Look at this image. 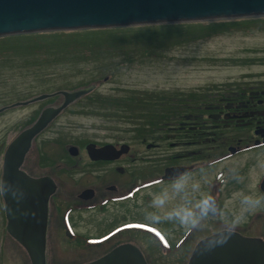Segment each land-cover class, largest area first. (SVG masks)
<instances>
[{
	"label": "rangeland",
	"instance_id": "374dc122",
	"mask_svg": "<svg viewBox=\"0 0 264 264\" xmlns=\"http://www.w3.org/2000/svg\"><path fill=\"white\" fill-rule=\"evenodd\" d=\"M154 27L156 26L140 28L147 30ZM125 29H130L126 32L131 33L123 34ZM136 29L138 28L131 27L117 29L114 32L110 31L111 29L106 31L117 37L128 38L129 34L136 33L139 34L137 39H142L145 36L144 32ZM115 36L111 35L112 38ZM32 40L33 38L17 42L21 47H26L18 51V56L11 54L10 51L0 55V109L44 94L70 93L92 88L93 91L88 95L91 93L96 95L95 100H90L93 105L81 104L83 99L80 104L69 106L36 143H39L38 147L41 146V151L46 153L45 156L53 161L61 155L68 158L70 163L56 162L59 166L69 168L68 171L72 172L75 180L79 169L72 165L74 160L69 152L74 146L82 147L86 142L126 141L133 137L137 138L134 139V146L136 150H140H137L138 156H161V149L146 151L144 146H140V135L134 136V133L137 131L140 133L142 130L143 134L149 132L144 137L158 144L160 136L158 124L147 125L145 116L150 114L164 116V111L169 106H166L165 102L174 104L182 100L184 103L188 101L186 106H180L188 108L192 106L188 99L191 95L210 99L238 89H246L248 86H264L263 23L240 29L232 28L226 32L192 35L173 44L168 43L169 39H164L159 44L143 43L140 49L138 46H125L121 41L115 43L118 40L115 38L103 42L100 46L97 45L96 48L70 47L63 51L77 58L83 57L82 61L66 60L65 55L59 53H49L46 56L43 55V49L37 47L33 53H29L34 46L40 44ZM142 49L145 51L144 55L138 52ZM123 52H129L130 58H125ZM97 53L107 55L95 59L94 55ZM106 56L109 59H101ZM106 61L110 63L109 67L101 64ZM107 98H111L110 102L117 103L118 106L122 104L120 106L123 110L117 109L118 107L109 110L99 106L101 101H109ZM62 103L63 97L59 94L48 101L5 110L0 113V138L4 134L7 146L13 138L36 121L43 109L58 107ZM165 116H169L171 121L174 113L169 111ZM173 122L175 121L172 120L171 123L174 124ZM165 152L173 153L170 149H166ZM253 154L243 155L226 167L228 184L222 200L224 215L231 224L240 228L243 226L245 232L252 236H263L264 200L257 195L254 184L258 174L264 170V152ZM36 157V151L32 147L23 167L26 172H41L35 167ZM203 178L204 176L202 180ZM190 187L192 191L197 192L196 187L200 189V183L196 187L194 185ZM184 190L180 189V192L174 191L173 195H168L166 199L169 202L166 205L157 193L150 195L149 202L148 197L144 198L150 216L145 214L141 216L156 221L155 218L179 215V207L182 210L183 201L187 196ZM155 225L162 231L169 228L176 232L178 230L174 229H179V224L164 223L158 219ZM199 231V236L209 233L207 229L206 232ZM67 246L61 244L63 249ZM142 250L159 255V248L150 239L143 243ZM20 253L21 264H30L24 249ZM95 255L94 251L87 257L59 253L53 260L50 258L49 264H82ZM163 261H157V264ZM168 262L172 263L173 260Z\"/></svg>",
	"mask_w": 264,
	"mask_h": 264
},
{
	"label": "flooded vegetation",
	"instance_id": "af4514ba",
	"mask_svg": "<svg viewBox=\"0 0 264 264\" xmlns=\"http://www.w3.org/2000/svg\"><path fill=\"white\" fill-rule=\"evenodd\" d=\"M188 99L192 103L188 108L180 107L186 106L188 101L165 102L169 106L158 124V144L145 138L149 132L142 136L139 131L134 133V136L140 135V146L146 151L161 149V156H138L134 146L137 138L133 137L126 141L86 142L82 147L74 146L75 154H70L74 160L72 165L79 169L76 180L69 168L57 163L69 162L68 158L61 155L57 162L53 161L41 151L39 143L36 144L59 116L33 140L31 148L34 147L37 156L35 167L41 172L28 173L23 169L27 155L21 170L34 179L49 178L55 185L47 206L46 264L59 253L87 257L91 251L96 252L82 263L88 264L122 245L138 248L146 264L163 260L160 264H188L199 242L225 231L264 242V235L252 236L243 226L231 224L224 215L222 200L229 165L243 155L264 152V86H248L210 99L193 95ZM89 102L85 99L81 104ZM169 111L174 113L171 118L174 124L165 116ZM88 146L112 147L114 153L120 154L93 160L87 153ZM166 149L173 153H166ZM5 151L3 134L0 138V264H21L23 248L7 232L2 190ZM171 169L183 171L166 177V171ZM199 183L200 189L196 187ZM191 185L198 193L191 190ZM254 188L264 200V170L258 174ZM180 189H185L187 196L182 210L179 207V215L155 218L179 224V229H174L178 231L169 228L162 231L155 225L156 221L141 216H150L144 198L148 197L149 202L150 195L157 193L166 205L169 202L166 197ZM205 229L209 233L199 236L198 231L206 232ZM149 239L159 248V255L142 250L143 243ZM61 244L68 246L63 249Z\"/></svg>",
	"mask_w": 264,
	"mask_h": 264
},
{
	"label": "water",
	"instance_id": "95a60500",
	"mask_svg": "<svg viewBox=\"0 0 264 264\" xmlns=\"http://www.w3.org/2000/svg\"><path fill=\"white\" fill-rule=\"evenodd\" d=\"M264 18V0H0V38L56 32L207 23ZM92 88L60 92L63 103L42 110L37 120L17 135L4 155L2 190L7 232L19 243L31 264H46V227L49 197L55 185L49 178L34 179L21 167L33 140L70 104ZM52 95H40L7 108L25 107ZM75 148L69 150L75 154ZM112 147H87L91 159L118 156ZM183 169L166 171L172 177ZM88 264H146L141 252L122 245ZM188 264H264V242L235 232H220L199 242Z\"/></svg>",
	"mask_w": 264,
	"mask_h": 264
},
{
	"label": "trees",
	"instance_id": "16d2710c",
	"mask_svg": "<svg viewBox=\"0 0 264 264\" xmlns=\"http://www.w3.org/2000/svg\"><path fill=\"white\" fill-rule=\"evenodd\" d=\"M264 24V18H259V19H244V20H232V21H218V22H207V23H192V24H174V25H159L154 27V29H147L143 30V28L137 27L138 29L136 30H142L145 34V36L142 39H137V36L139 34L132 33L129 34V38L127 36H120L117 37L111 33H108L109 31L106 30H88V31H76V32H56V33H45V34H35V35H21V36H14V37H6V38H0V55L8 53V51L11 52V54H15V56H18V51L21 49H25L26 47H21L17 42L22 41L23 39L25 40H31L33 38L34 43H40L38 46H34L33 50L30 51L29 53H33L35 47L37 48H42L44 52L43 55L48 56L49 53H59L60 55L64 54L65 57L67 58L66 60L69 61H74V60H80L83 59V57L77 58L75 55H71L70 53H64L68 48L72 49H84V48H90L91 46L96 48L97 45L100 46L103 44V42L110 41L112 39L117 38L118 40L115 41H121L125 46H138L140 49L141 45L143 43H148V44H155V43H161L164 39H169V44H173L175 42H178L180 39H184L188 36H200V35H206L209 34L210 32L213 33H220V32H226L232 28H243V27H249V26H256L257 24ZM110 30V29H107ZM117 29H111L110 31L114 32ZM130 29H125L123 31V34L125 33H131V32H126L129 31ZM134 31V30H133ZM136 32V31H134ZM150 33V34H149ZM153 34V35H152ZM115 36L114 38L111 37ZM152 35V36H149ZM91 38V39H90ZM105 38V40L103 39ZM88 39V40H87ZM90 39V40H89ZM85 40V41H84ZM39 41V42H38ZM78 44V45H77ZM157 44V45H158ZM142 55H144L145 51L142 49L140 51ZM123 54L126 56L125 58H130L129 57V52H123ZM102 55H107V53H97L95 56V59L98 57H101ZM81 56V55H80ZM108 58L102 57L101 59ZM109 59V58H108ZM128 60V59H125ZM68 62V61H67ZM69 63V62H68ZM73 63V62H71ZM105 66H110L109 62L101 63ZM59 93V92H58ZM56 94L51 98H54L55 96L59 95ZM86 95L82 97L81 99L75 101V104H80L81 100H85V98L91 100H95L94 96L96 95ZM113 98V97H111ZM111 98H107L106 100L109 101H101L99 103V106L102 108L106 109H121L122 104L117 103H111L112 101L110 100ZM111 101V102H110ZM86 105V103H84ZM91 105L92 103L89 102ZM93 105V104H92ZM127 103L125 104V106ZM123 110V108L121 109ZM143 111V110H141ZM104 113H106L104 111ZM113 113V111H112ZM110 113V114H112ZM146 117L147 125L149 126H154L160 123V118L161 116L153 115L150 114ZM156 117V120H155ZM156 122V123H155ZM140 134L143 135V130L140 131Z\"/></svg>",
	"mask_w": 264,
	"mask_h": 264
}]
</instances>
